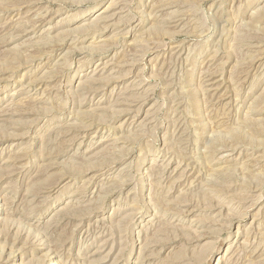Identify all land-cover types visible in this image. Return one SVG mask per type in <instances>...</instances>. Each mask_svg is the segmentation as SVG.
<instances>
[{"label": "rangeland", "instance_id": "374dc122", "mask_svg": "<svg viewBox=\"0 0 264 264\" xmlns=\"http://www.w3.org/2000/svg\"><path fill=\"white\" fill-rule=\"evenodd\" d=\"M0 111V264H264V0H0Z\"/></svg>", "mask_w": 264, "mask_h": 264}, {"label": "bare ground", "instance_id": "6f19581e", "mask_svg": "<svg viewBox=\"0 0 264 264\" xmlns=\"http://www.w3.org/2000/svg\"><path fill=\"white\" fill-rule=\"evenodd\" d=\"M114 6H115V5H114ZM118 8H119V7H118ZM118 8L116 7V10H117ZM119 10H120V9H119ZM117 11H118V10H117ZM112 14H113V13H111V14H107V15L105 14L104 16H100L99 19H100V20L107 21V22H109V21L111 22V21H112V17H113ZM113 18H114V17H113ZM18 111H19V110H18ZM0 112H1V111H0ZM21 112H22V110H21ZM1 113H2V112H1ZM22 113H24V112H22ZM1 116H3V115L0 114V121L3 122V123L6 122V121H7V120H6L7 118L4 119V118H2ZM9 119H10V118H9ZM9 122H11V121H9ZM11 123H12V122H11ZM14 123H15V121H14ZM8 124H10V123H8ZM5 125H6V124H5ZM44 188H46V187H44Z\"/></svg>", "mask_w": 264, "mask_h": 264}]
</instances>
